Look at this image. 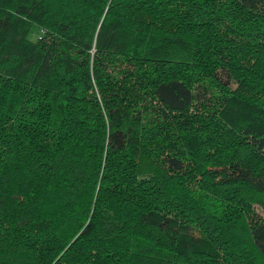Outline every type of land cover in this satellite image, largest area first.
<instances>
[{
  "label": "trees",
  "instance_id": "16d2710c",
  "mask_svg": "<svg viewBox=\"0 0 264 264\" xmlns=\"http://www.w3.org/2000/svg\"><path fill=\"white\" fill-rule=\"evenodd\" d=\"M0 264H264V0H0Z\"/></svg>",
  "mask_w": 264,
  "mask_h": 264
},
{
  "label": "rangeland",
  "instance_id": "374dc122",
  "mask_svg": "<svg viewBox=\"0 0 264 264\" xmlns=\"http://www.w3.org/2000/svg\"><path fill=\"white\" fill-rule=\"evenodd\" d=\"M35 31V30H34ZM34 31H33V33H34ZM37 35V33L34 35V36H36ZM34 36H32V37H34Z\"/></svg>",
  "mask_w": 264,
  "mask_h": 264
}]
</instances>
